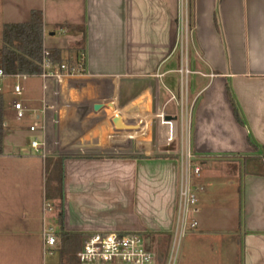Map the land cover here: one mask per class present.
I'll use <instances>...</instances> for the list:
<instances>
[{"label": "crops", "instance_id": "obj_1", "mask_svg": "<svg viewBox=\"0 0 264 264\" xmlns=\"http://www.w3.org/2000/svg\"><path fill=\"white\" fill-rule=\"evenodd\" d=\"M33 11L42 16L44 50L59 51L63 62L83 59L85 71L0 79L4 125L14 138L0 155V244L3 229L7 241L19 235L20 212L42 206L44 159L61 158L64 232H136L164 254L175 229L180 159L141 150L155 131L146 116L163 112L179 123L182 107L191 111L190 145L201 166L192 179L197 225L189 255L202 248L209 255L202 264H223L229 255L230 264H264V0H191L187 33L180 32V0H0V38L4 24L25 23ZM184 64L196 77L182 85L176 70ZM14 102L27 126L17 125ZM115 114L125 125L140 122L138 129H115ZM32 138L44 157L31 149ZM22 225L20 255L33 264L42 257L41 237L30 247L32 227ZM222 243L223 259L213 248Z\"/></svg>", "mask_w": 264, "mask_h": 264}, {"label": "built area", "instance_id": "obj_2", "mask_svg": "<svg viewBox=\"0 0 264 264\" xmlns=\"http://www.w3.org/2000/svg\"><path fill=\"white\" fill-rule=\"evenodd\" d=\"M188 0H180L179 27L180 32L187 33V7ZM84 61L80 59L73 63L53 61L46 50L42 53L40 62V72L37 74L42 79L60 77L62 75H73L84 73ZM176 72L181 77V84L190 72L188 64L181 65ZM9 77L24 79L26 75L13 74L6 75L0 69V79ZM13 93L19 96L22 88L19 84L12 87ZM47 106H43L42 112L46 111ZM16 118L24 117V109L19 102L13 103ZM56 111V110H55ZM153 121L152 128L155 131L147 148L141 150L144 157L152 158L157 156H177L180 159V179L177 192L176 221L172 240V247L177 237L180 238L187 231L194 230L197 222L193 217L196 212V188L192 184V179L200 175L201 166L198 163L190 145L191 131V111L182 110L180 112L179 123L176 118L167 116L163 112H156L147 115ZM179 124V125H178ZM37 124L29 127V131H37ZM31 149L36 153L42 151V142L37 138H32L29 142ZM45 202V201H44ZM52 207L48 203L42 206L43 212H52ZM171 247V249H172ZM61 251L60 239L51 227L43 225L41 232V255L42 262L45 263L46 257H53ZM170 262V256L167 264ZM56 264H160L158 255L148 245L144 237L136 232H93L82 239L80 248L70 258Z\"/></svg>", "mask_w": 264, "mask_h": 264}, {"label": "trees", "instance_id": "obj_3", "mask_svg": "<svg viewBox=\"0 0 264 264\" xmlns=\"http://www.w3.org/2000/svg\"><path fill=\"white\" fill-rule=\"evenodd\" d=\"M187 25L190 28L192 23L191 16V0H188L187 4ZM42 16L38 11H33L30 14V18L25 23H8L2 26L1 38H0V69L6 75L21 74L26 76L37 75L40 72V62L42 60V53L44 51L42 44ZM51 59L56 63L63 62L60 58L59 51H48ZM69 64L72 63L67 61ZM228 99L232 108V112L236 122L242 125L237 107L229 88H226ZM5 120V100L0 94V155L2 154L3 138L6 131L4 125ZM45 170L48 172V176L45 182L44 201L53 202L57 204L56 220L57 225L62 228V159L55 160L45 158L44 159ZM70 234L63 233L60 238L61 251L60 260L64 261L65 257H71L73 254L64 251L63 243L69 240ZM71 244V243H70ZM78 245V246H77ZM75 246L76 250L79 248V243ZM63 254H67L63 256Z\"/></svg>", "mask_w": 264, "mask_h": 264}, {"label": "rangeland", "instance_id": "obj_4", "mask_svg": "<svg viewBox=\"0 0 264 264\" xmlns=\"http://www.w3.org/2000/svg\"><path fill=\"white\" fill-rule=\"evenodd\" d=\"M190 29V28H188ZM186 54V53H185ZM189 58V57H188ZM194 77V75H188V80H192ZM7 101V100H6ZM5 101V103H7ZM28 125L29 121L28 119H22L21 122L17 123V125ZM11 129V126H9ZM8 130V129H6ZM14 140V138H12L11 136L7 137V133H5L4 135V143L2 145L3 150L8 151V148L10 146V142H12ZM40 162V160H39ZM41 166V163H40ZM43 176H42V182H43V195H42V201L39 199V202L41 201L42 206L45 203L44 202V193H45V182L48 176V172L45 170V164L43 163V172H42ZM26 177V176H25ZM22 183L19 184V186H21ZM18 186V184H17ZM46 203H48L51 207H53V202H48L46 201ZM57 204H54V209H52V212H43L42 210V206L40 207V204L38 206V209L36 211V213H22L20 212L18 214V233L19 235L16 236V238H13L12 241H7V237H10V235H8L7 232L4 231L2 232V237H3V241L1 240V244H0V264H28L25 260V257L22 258V256L20 255L22 252V245H21V241L20 239H25L26 240V235L23 233L24 232V228L22 225V222H27L31 225L32 229H31V236L29 238V240L31 241L30 243V247L33 248V246L37 245L35 244V241L33 239V236H38L37 233L39 234V239L41 237V231L40 228L42 225H44L45 227H51L53 232H55L57 234V236H61L62 232L66 233L63 231V226L60 229V227L57 225V220H56V214H57ZM63 209V208H62ZM123 207H117L114 209V212H117L118 214H120L121 216L124 214L122 213ZM124 210V209H123ZM124 216V215H123ZM23 217H26L27 220H25V218L23 219ZM123 222V218L121 220V224ZM37 224V225H36ZM37 227H39V230L37 229ZM101 232H110V231H101ZM15 233V232H13ZM93 233V232H92ZM189 231L186 232V234L182 235L180 238L177 237V240L174 242L173 247H172V237L173 234L171 232L170 234V241L168 243V248L165 251V253L162 255L160 254V251L155 250L153 247H155V244L153 242V237H152V250L155 252H157L156 254H158V259L160 261V264H167V261L169 259L170 256V262L169 264H202L203 262H201L202 258L203 259H207V254L204 253L203 249H199V254L196 256H192L191 254L189 255L188 251L190 250V244L188 243L187 237ZM70 234L68 239L64 241L63 243V247H64V251H68L71 254H75L74 251L76 249L75 246L77 243H79V245H81L82 239L84 238L85 235H82L80 233H68ZM142 235V234H141ZM60 238V237H59ZM15 240V241H14ZM41 240H39L40 243ZM71 243V244H70ZM222 245V246H221ZM172 247V249H171ZM41 248V247H40ZM39 248V244H38V250H39V254L41 252V249ZM80 248V246H79ZM78 248V249H79ZM213 248H215L216 251H218L220 253V257L221 259H223L224 254L226 253L225 249L223 248V243L222 244H213ZM77 249V250H78ZM76 250V251H77ZM214 250H212L213 252ZM67 255V254H66ZM65 254H63L62 258L64 256H66ZM162 255V257H160ZM217 255V254H216ZM228 256V254H227ZM230 255L228 256V262L225 260L223 261V264H230L231 260L229 259ZM60 254L57 253L56 255H54L53 257H46L45 258V263L46 264H56L58 262H60ZM66 258V257H65ZM64 258V259H65ZM42 257L40 258V261L38 259L34 261L33 264H41L42 262ZM214 264H217L216 261H214Z\"/></svg>", "mask_w": 264, "mask_h": 264}, {"label": "water", "instance_id": "obj_5", "mask_svg": "<svg viewBox=\"0 0 264 264\" xmlns=\"http://www.w3.org/2000/svg\"><path fill=\"white\" fill-rule=\"evenodd\" d=\"M109 109H112V103L108 104ZM112 125L114 126L115 129L117 130H136L139 127L140 122L137 125H125L122 122V118L120 115L115 114L112 119H111Z\"/></svg>", "mask_w": 264, "mask_h": 264}]
</instances>
